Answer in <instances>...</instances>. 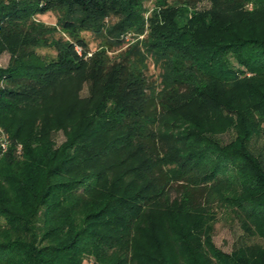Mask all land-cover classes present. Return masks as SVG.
Masks as SVG:
<instances>
[{"label":"trees","instance_id":"obj_1","mask_svg":"<svg viewBox=\"0 0 264 264\" xmlns=\"http://www.w3.org/2000/svg\"><path fill=\"white\" fill-rule=\"evenodd\" d=\"M208 1L0 0V264H264V0ZM218 211L259 241L221 251Z\"/></svg>","mask_w":264,"mask_h":264},{"label":"rangeland","instance_id":"obj_2","mask_svg":"<svg viewBox=\"0 0 264 264\" xmlns=\"http://www.w3.org/2000/svg\"><path fill=\"white\" fill-rule=\"evenodd\" d=\"M172 1V0H168ZM196 4V7L198 9H204L209 6L208 0H193ZM154 0H145V3L143 5L145 12L143 13L144 17L147 18L148 14L152 11L154 8ZM59 13L55 10H50L46 12L45 14H38L34 16V19L36 21H40L44 23L47 26L55 27L57 32L56 37L59 35L62 36L64 39H69V36L66 32L60 29L58 25V18ZM116 22V18L113 16H108L105 18L106 24H113ZM146 33L140 34L133 28L130 30H127L124 34L119 35L118 39L120 42H117L118 45H112L111 51H109V56L111 58L115 57L122 49H124L128 44H131L137 40H140L144 37ZM80 35L85 39L88 47V53L86 55L87 58L91 57L93 53L99 51L102 48H106L107 42H110L113 38L112 35L108 34H98L94 33L91 30L83 31L80 33ZM116 43V44H117ZM36 54L38 57L43 58L46 56H53L55 54L54 49L52 48H40L36 50ZM10 60V53L8 51H3L0 54V67H6ZM158 74L157 67L153 66V64L149 61L148 62V69L146 71V75H148V79H155ZM87 93V85H82L81 94ZM5 136L10 143L8 134L4 131V129L0 126V137ZM54 139L56 144H60L64 140V136L62 132H57L54 134ZM8 143V144H9ZM20 144V143H18ZM21 145V144H20ZM22 146V145H21ZM173 196L175 195V192H172ZM234 213L228 212V211H218L216 223L214 225V235H213V243L217 248H219L224 253H230L233 248L238 246L243 241L246 243L253 242V241H259L258 238L252 239L245 235L243 228L240 226V221L237 217L234 216ZM83 264H92L91 259H86Z\"/></svg>","mask_w":264,"mask_h":264},{"label":"built area","instance_id":"obj_3","mask_svg":"<svg viewBox=\"0 0 264 264\" xmlns=\"http://www.w3.org/2000/svg\"><path fill=\"white\" fill-rule=\"evenodd\" d=\"M76 51L80 53V48L76 47ZM8 140L5 136L0 137V148L2 151H4L8 146ZM22 152V146L20 144L16 145V153L19 155Z\"/></svg>","mask_w":264,"mask_h":264}]
</instances>
